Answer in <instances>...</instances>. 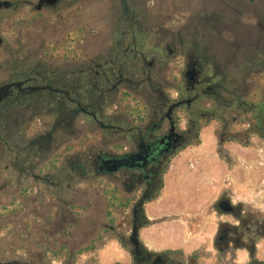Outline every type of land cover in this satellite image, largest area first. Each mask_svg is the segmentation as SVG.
Instances as JSON below:
<instances>
[{"label":"rangeland","instance_id":"rangeland-1","mask_svg":"<svg viewBox=\"0 0 264 264\" xmlns=\"http://www.w3.org/2000/svg\"><path fill=\"white\" fill-rule=\"evenodd\" d=\"M145 1L147 13L143 15L146 23L143 28L163 17L168 28H178L185 42L194 40L209 48V59L218 66L215 71L227 78L228 108L222 120H202L198 138L191 139L187 148L171 158L163 174L167 188L159 199L145 206L146 223L140 228L139 241L152 253L151 260L164 254L165 264H184L185 261L189 264H252L246 249L226 254L220 251L218 237L224 222L238 226L237 237L243 235L249 243L252 240L245 224L235 216L218 211L216 204L227 195L233 204L241 206L248 223L255 221L264 225V124L257 136L256 114L250 110L251 104L264 99V71L249 72L246 68L248 64L256 65L251 62L255 51L259 56L255 68L262 67L263 27L253 14L237 19V12L231 9L234 18L230 19L229 15L222 22L227 28L221 34L215 10L223 1L235 6L236 2L261 3L264 0ZM107 5L106 0L90 3L91 16L83 22V39L90 38L98 29L107 32L102 19L109 16L112 21H118L119 13L115 9L111 15L102 12ZM202 6L208 8L205 10L209 12L203 13L209 17L205 22H198L199 31L195 32L191 29V17L198 16ZM219 40L222 41L220 53ZM240 42L242 52H239ZM50 43L38 39L33 47L40 53L48 50V60L57 64L62 59V50L59 44ZM92 43L83 40V45ZM216 51L219 56L213 57ZM138 80L132 77L129 89L138 97H145L143 88L147 89L149 84L144 83L139 88ZM240 94L247 102L242 109L235 103ZM136 99L131 95L129 108L118 100L108 101L105 106L111 114L116 110L133 113ZM82 120L88 121L85 116ZM53 122L37 119L0 122V264H134L138 256L134 253L131 234L140 219L135 222L132 211L123 207L122 186L113 184L107 176L98 175L94 168L77 170L76 180H57L56 170L50 172L52 180L25 177L28 171L46 176L49 168L52 170L59 164L62 153L52 150L59 144L60 134L54 133L56 142L52 144L46 140L53 134L50 129ZM75 135L67 140L69 154L80 150L85 158L90 144L94 143L98 149L106 144L99 130L91 133L82 127V132ZM11 147L14 148L12 153ZM62 166L66 174L73 173L69 162ZM250 226L255 232L252 224ZM255 242L257 257L264 260V236H258ZM88 246H93L91 252L77 255ZM63 248L66 253L56 259Z\"/></svg>","mask_w":264,"mask_h":264},{"label":"flooded vegetation","instance_id":"flooded-vegetation-1","mask_svg":"<svg viewBox=\"0 0 264 264\" xmlns=\"http://www.w3.org/2000/svg\"><path fill=\"white\" fill-rule=\"evenodd\" d=\"M92 1L99 0H0V122L53 120L50 128L53 134L46 140L52 144L56 142L54 133L60 134L59 144L52 150L62 153L60 162L52 170L49 168L46 176L28 171L25 177L52 180L50 172L56 170L57 180H76L77 170L94 168L98 175L107 176L113 184L123 187V207L132 211L135 222L140 219L132 230V233L139 232V239L140 228L146 223L145 206L159 199L167 188L163 174L171 158L187 148L191 139L198 138L202 120L225 117L227 78L215 71L218 66L211 63L209 48L194 40L185 42L178 28H168L163 17L143 28L146 24L143 15L147 13L145 0H106L108 5L102 12L111 15L115 9L119 13L118 21H112L109 16L102 19L107 32L98 29L90 38L83 39V22L91 16ZM220 4L214 13L218 15L221 34L227 28L222 22L229 15L230 19L234 18L231 14L234 9L237 19L253 14L260 21L263 27L260 40L264 45V2H236L232 6L223 1ZM200 9L198 16L191 17V29L195 32L199 31L198 22H205L209 17L203 13L209 12L205 10L207 7ZM173 17L171 20L175 22ZM38 39L45 44L48 41V45L51 41L60 45L62 59L57 64L48 60V50L40 53L33 47ZM83 40L93 43L83 45ZM241 46L242 42L239 52H242ZM217 56L216 51L213 57ZM258 61V51H255L251 62L256 65L248 64L247 70L263 72L264 59L261 69L255 68ZM132 77L139 79V88L149 84L147 89L143 88L145 97H138L129 89ZM239 83L241 90V80ZM131 95L137 98L133 113L130 110L107 112L108 101L118 100L129 108ZM235 103L239 109L247 105L242 94L240 99L235 98ZM250 110L256 114L255 134L260 136L264 99L251 104ZM84 116L89 122L82 120ZM82 127L91 133L99 130L106 143L100 149L90 144L85 158L80 150L69 154L67 145L70 135L76 136ZM10 150L12 153L14 148ZM67 162L73 173L64 171L62 164ZM223 201L230 203L229 211H220ZM216 207L245 224L252 240L249 243L243 235L237 237L238 226L224 222L218 237L220 251L234 253L243 248L250 253L252 264H264L257 257L255 242L258 236H264V225L252 221L255 232L250 230L251 224L242 215L241 206L233 204L227 195L220 198ZM132 242L138 259L152 264L166 263L164 254L151 260L152 253L139 240Z\"/></svg>","mask_w":264,"mask_h":264},{"label":"trees","instance_id":"trees-1","mask_svg":"<svg viewBox=\"0 0 264 264\" xmlns=\"http://www.w3.org/2000/svg\"><path fill=\"white\" fill-rule=\"evenodd\" d=\"M137 112H138V108L137 109H135ZM262 119H264V117L263 118H261V120ZM64 250H65V248H63L60 252H58L57 254H56V256H55V258L57 259V258H61V255L62 254H64V253H66V252H64ZM93 250V246H88V247H86V248H83V249H81L80 250V252H78L77 253V255L79 254H85V253H88V252H91ZM64 252V253H63ZM60 255V256H59ZM134 264H152L150 261H142V260H140V259H138V260H136L135 262H134Z\"/></svg>","mask_w":264,"mask_h":264},{"label":"water","instance_id":"water-1","mask_svg":"<svg viewBox=\"0 0 264 264\" xmlns=\"http://www.w3.org/2000/svg\"><path fill=\"white\" fill-rule=\"evenodd\" d=\"M219 209L220 211L222 212H226V211H229L230 210V203L228 202H221L220 205H219ZM138 231L137 230H134L133 233H132V236H131V239L133 241H136V240H139L138 239Z\"/></svg>","mask_w":264,"mask_h":264}]
</instances>
